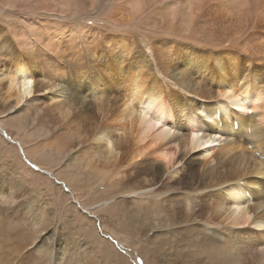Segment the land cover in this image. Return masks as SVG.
I'll return each mask as SVG.
<instances>
[{
  "label": "rangeland",
  "instance_id": "374dc122",
  "mask_svg": "<svg viewBox=\"0 0 264 264\" xmlns=\"http://www.w3.org/2000/svg\"><path fill=\"white\" fill-rule=\"evenodd\" d=\"M141 1L146 12L136 15L127 5L129 0H0V33L6 32L10 37L11 41L7 43L11 48L14 46L12 56H28V51L20 44L31 34L36 35L38 41H45L46 35L53 37L57 32L69 34L73 31L76 34L74 38L63 41L64 48L57 57L51 48L52 51L46 53L43 49L44 55L51 57V63L44 62V57L40 55L43 47L40 45L33 50V58H25L35 70L38 89L29 105L14 112L9 109L14 103L0 101V255H54L61 261H65L63 255H94L91 264H101V261L102 264H187L189 261L187 255H160L153 248L156 233L145 234L137 209L148 193L133 192L126 187L127 172L141 161L130 169L124 165V145L129 139L130 126L118 119L125 101L126 80L141 72L134 70L136 63L133 69V63L130 64L138 53L142 52L146 60L150 59L155 68L153 70L150 66L148 68L147 63L143 64L147 84L155 78L152 75L154 71L157 78L163 77L161 72L157 73V67L159 69L166 61L160 59L159 54L177 53L186 48L198 55L207 54L206 70H201L199 82L209 75L211 66L216 71V66H213L219 55L217 50L193 46L175 37L169 47L170 41L166 43L165 35L161 33V23L148 28V23L153 24L151 17L155 16L156 6L159 8L163 0ZM244 3L248 11V26L253 24V2L244 0ZM229 4L232 6L231 2ZM230 8L232 12L234 8ZM213 10L218 24L224 13L237 19L222 9L221 13L218 8ZM223 21L225 23L221 27H226L223 30L220 28L223 34L234 32L236 28H230L232 25L226 18ZM259 25V33L264 35V13L260 16ZM83 26L91 27L93 38L85 40L80 35ZM251 27L242 25L243 31H250ZM153 30L159 33L151 38L148 33ZM5 38L3 36L2 40ZM157 47L158 51L166 50L165 53L158 52ZM0 53V73H4L11 66L7 64L11 60L10 56H4L5 52ZM121 53L125 54L122 62L117 59ZM236 59H233L234 67L238 64L244 77L257 67L256 63H247L243 52H239ZM261 63L260 68L264 71V61ZM200 75L197 73V77ZM261 75L260 90L263 93L264 72ZM241 76L233 78V82L238 84V91L244 93L245 78L241 79ZM96 85L97 100L94 102L90 99V91ZM62 86L68 90L65 94H62ZM175 91H179L178 88ZM181 93L183 97L213 107L212 112H219L216 100ZM70 99L85 100V106H80V103L74 107ZM260 104L264 108V99ZM37 105L41 106L39 113L36 112ZM196 122V129L202 133L206 126H213L207 121L204 125L199 124L202 120ZM98 124L115 131V139H122V143L114 148L113 158L107 157L103 145L91 140L93 132L99 128ZM177 124L185 125L186 122L179 120ZM37 128L43 130L40 135ZM6 137L22 141L31 161L16 143L8 142ZM171 150L174 152L176 149ZM202 154L199 157L200 166L206 162V169L216 166V163L204 159ZM155 161L167 167L168 163L165 164L163 159ZM37 163L50 170L51 174L41 173ZM119 166L125 171L118 169ZM156 203L159 204L160 200L157 199ZM252 230L258 231L255 228Z\"/></svg>",
  "mask_w": 264,
  "mask_h": 264
},
{
  "label": "bare ground",
  "instance_id": "6f19581e",
  "mask_svg": "<svg viewBox=\"0 0 264 264\" xmlns=\"http://www.w3.org/2000/svg\"><path fill=\"white\" fill-rule=\"evenodd\" d=\"M252 2L254 17L253 24H249L252 25L250 31L242 29V25L249 26L244 0H163L159 8L156 6L155 16L151 17L153 24L148 23V28L161 23V33L165 35L166 43L170 41L169 47L175 37L193 46L218 51L219 56L213 66H216V71L211 66L209 75H205L200 82L201 70H206L207 54L198 55L187 48L177 53L159 54L160 59L166 61L159 69L157 67V73L161 72L163 76L162 81L154 71L152 75L155 78L150 84L146 83L143 64L147 63L148 68H153L151 60H146L142 52L135 55L133 60L129 59L130 64L133 63L131 69L136 63L134 70L141 72L126 80L125 101L118 120L125 121L130 128L129 139L124 145L125 160L122 159L129 169L138 161L141 163L127 172L126 187L133 192L148 193L137 210L145 234L156 233L153 248L160 255H187V264H264V108L260 104L264 99V92L260 90L261 74L264 72L260 68L264 61V35L259 33L264 0ZM127 5L136 15L146 12L141 0H129ZM230 7L234 8L232 12ZM214 8H218L219 13L222 9L237 19L224 13L218 24L214 20ZM225 18L232 25L230 28H236L234 32L223 34L221 31L226 28L221 27ZM80 30L85 40L93 38L91 27L83 26ZM156 33L159 32L153 30L148 34L152 38L158 36ZM3 36L7 38L2 40ZM75 36L73 31L69 34L57 32L53 37L46 35L45 41H38V37L31 34L20 44L28 51V56L18 54L15 57L12 56L14 46L11 48L7 43L11 41L10 37L6 32L0 33V52H5L4 56H10L11 60L7 63L11 66L0 73V101L14 103L9 108L13 111L29 105L38 89L35 70L25 58H33V50L40 45L43 47L40 55L47 63L51 57L45 56L43 49L45 53L52 49L57 57L64 48L63 41ZM155 49L158 51V47ZM239 52L245 54L248 64L252 62L257 65L247 77L241 74L242 69L238 64L234 67L233 59L237 60ZM119 56L117 59L122 62L125 54ZM197 73L201 75L197 77ZM240 75L241 79L245 78L244 93H240L238 84L233 82V78ZM176 88L179 91H175ZM61 90L62 94L68 91L65 86ZM97 91V85L90 91V99H94V102ZM181 91L205 100H216L219 112H212L213 107L198 103L195 99L183 97ZM73 95L71 98L74 99ZM71 101L74 107L80 103V106H85V100ZM35 108L39 113L41 106ZM179 120L186 124H177ZM197 120H202L201 125L207 121L213 126H206L202 133L196 129ZM36 131L40 135L43 130L37 128ZM111 131L100 124L91 138L103 145L109 159L115 156V146L122 143L120 137L115 139V131ZM6 140L16 143L27 160L30 159L22 141H14L12 137H6ZM171 149L176 150L173 152ZM201 150H205L201 153L202 157L216 163V166L213 165L215 167L206 169L207 162L199 165L201 154L198 153ZM152 157L155 159L152 160ZM157 159H163L165 164L168 163L167 167L158 165ZM36 167L41 173L51 174L50 170L38 163ZM118 169L125 171L122 166ZM157 199L160 200L159 204L156 203ZM253 228L258 231L255 232ZM63 257L65 261L54 255H0V264H91L94 260V255Z\"/></svg>",
  "mask_w": 264,
  "mask_h": 264
}]
</instances>
